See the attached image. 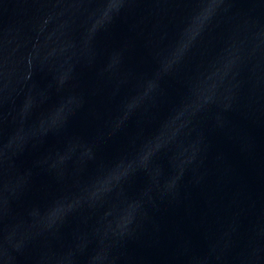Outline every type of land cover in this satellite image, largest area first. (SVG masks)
<instances>
[{
    "label": "water",
    "instance_id": "obj_1",
    "mask_svg": "<svg viewBox=\"0 0 264 264\" xmlns=\"http://www.w3.org/2000/svg\"><path fill=\"white\" fill-rule=\"evenodd\" d=\"M0 264H264V0H0Z\"/></svg>",
    "mask_w": 264,
    "mask_h": 264
}]
</instances>
